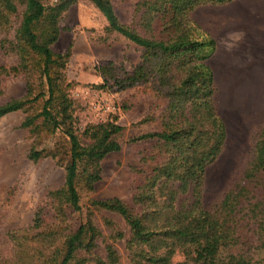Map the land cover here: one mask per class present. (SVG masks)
I'll return each instance as SVG.
<instances>
[{"label": "trees", "instance_id": "1", "mask_svg": "<svg viewBox=\"0 0 264 264\" xmlns=\"http://www.w3.org/2000/svg\"><path fill=\"white\" fill-rule=\"evenodd\" d=\"M89 1L111 33L142 52L126 74L112 62L97 65L104 78L98 86L119 92L139 88L165 101L159 130L129 138L154 141L141 158L146 174L132 205L117 197L90 196L82 204L83 193L91 194L102 178V160L122 149L124 127L118 117L90 124L85 140L76 129L63 72L71 52L57 53L53 45L62 15L80 0H0V31L8 33L12 18L20 16L14 37L4 40L16 63L0 69L27 82L23 97L0 105V117L25 112L21 127L36 141L57 130L68 141L64 184L49 192L48 208L37 209L33 226L6 234L0 264H122L113 242L104 244L103 256L96 251L105 237L94 217L106 211L130 229L125 242L130 264H264V124L241 179L214 208L202 204L207 169L225 148L227 128L215 107L218 89L207 64L217 43L190 15L201 5L235 0H137L128 24L120 22L112 0ZM59 153L34 148L28 159L36 162ZM83 208L86 217L80 221L76 217ZM106 224L113 240L124 238L112 220ZM178 254L183 260L175 262Z\"/></svg>", "mask_w": 264, "mask_h": 264}, {"label": "rangeland", "instance_id": "2", "mask_svg": "<svg viewBox=\"0 0 264 264\" xmlns=\"http://www.w3.org/2000/svg\"><path fill=\"white\" fill-rule=\"evenodd\" d=\"M137 0H112L116 14L123 24L131 22ZM23 10V7L19 10ZM191 18L216 40L222 59L207 60L219 73L220 91L215 107L227 128V140L217 162L207 169L202 204L212 209L226 192L242 177L260 128L264 124V0H235L228 4L201 5L191 12ZM20 16L12 18L11 29L0 31V68L16 63V57L7 50L5 38H13ZM61 33L53 45L57 53L71 52L63 72L70 83L73 99V118L80 137L90 124L118 117L124 127L120 137L122 149L107 154L102 160V178L87 198L117 197L132 205V196L146 174L141 161L143 153L152 149L154 141L130 142L129 138L160 128L159 115L165 101L139 88L118 91L101 88L104 78L97 71L103 62L114 63L126 74L141 57L140 48L108 30V24L99 9L89 0H80L67 10L59 21ZM0 105L27 93L24 76H8L0 69ZM147 92V93H146ZM37 106H35L36 108ZM26 113L16 111L0 117V242L6 234L34 224L39 207L48 208V194L65 181L68 147L66 136L59 130L43 140H37L27 128L21 127ZM148 118V121L142 122ZM57 150L56 158L43 157L36 162L28 159L31 149ZM86 210L77 214L82 221ZM95 221L105 239L99 242L97 252L104 255V244L111 243L121 257L122 264H130L125 242L131 232L117 214L96 212ZM106 219L124 233L122 240H113L112 229ZM183 260L178 254L174 261Z\"/></svg>", "mask_w": 264, "mask_h": 264}, {"label": "crops", "instance_id": "3", "mask_svg": "<svg viewBox=\"0 0 264 264\" xmlns=\"http://www.w3.org/2000/svg\"><path fill=\"white\" fill-rule=\"evenodd\" d=\"M219 58L222 59L223 62L225 61V63H226V61H227V59H228L229 57H228V55H226V54H222L221 50H219V47L217 46L214 55L211 56L210 59L213 61V60H216V59H219ZM210 59H208V60H210ZM209 67H210V68L212 69V71H213L215 84H216L217 89H218V92H219V91H220V79H219V73H218V71H216V68L212 67V65H209ZM218 92H217V93H218Z\"/></svg>", "mask_w": 264, "mask_h": 264}]
</instances>
